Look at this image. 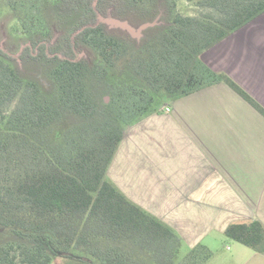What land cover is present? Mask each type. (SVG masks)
I'll use <instances>...</instances> for the list:
<instances>
[{"label": "trees", "instance_id": "trees-1", "mask_svg": "<svg viewBox=\"0 0 264 264\" xmlns=\"http://www.w3.org/2000/svg\"><path fill=\"white\" fill-rule=\"evenodd\" d=\"M179 1L203 12L184 16ZM160 3L166 25L140 43L101 21L109 13L152 18ZM47 6L80 14L62 42L48 39ZM4 7L30 42L17 58L0 48V233L14 240L0 246V264H206L208 248L180 256L179 236L130 201L107 170L127 127L216 84L264 118V107L201 59L263 14L264 0H0ZM16 60L53 63V91L25 80ZM70 115L78 122L55 142L52 129ZM224 235L264 255L259 221L231 224Z\"/></svg>", "mask_w": 264, "mask_h": 264}, {"label": "crops", "instance_id": "crops-1", "mask_svg": "<svg viewBox=\"0 0 264 264\" xmlns=\"http://www.w3.org/2000/svg\"><path fill=\"white\" fill-rule=\"evenodd\" d=\"M201 59L264 107V13ZM107 177L179 236L180 251L210 250L231 224L264 226V118L225 84L202 89L127 127ZM236 253L233 263L247 256Z\"/></svg>", "mask_w": 264, "mask_h": 264}, {"label": "rangeland", "instance_id": "rangeland-1", "mask_svg": "<svg viewBox=\"0 0 264 264\" xmlns=\"http://www.w3.org/2000/svg\"><path fill=\"white\" fill-rule=\"evenodd\" d=\"M177 11L184 16H195L203 12L193 3H188L186 1H179L177 3ZM46 13L48 14V28L50 33L48 39L51 43L62 42L63 39L71 33L80 15L79 13H59L57 9L50 6H47ZM101 20L110 31L125 34L131 37L136 43H140L144 39L154 35L159 29H162L167 23V16L165 7L160 3L158 12L152 18L138 19L134 16H130L118 19L109 13L105 19ZM15 22V16L9 9L5 7L0 9V48L9 53L12 57L17 58L23 48L29 45L30 41L17 29ZM90 55L91 53L88 50L83 49L80 56L88 58ZM10 64L25 80L37 82L42 87L44 93L50 94L53 91V84L48 76L49 69L54 66L53 63L47 64L33 61L20 62L16 60L10 62ZM98 95H100L101 98L107 97L102 94L101 91L98 92ZM165 106L166 105L162 106L159 111H162ZM77 122L78 118L71 115L67 116L60 124L52 129L53 140L55 142L59 141L62 134ZM11 241L14 242L10 233H0V246ZM212 244L213 247L210 248L212 257L207 264H242L244 260H248L247 264H252V262H249L250 257L248 256L256 253L245 246L229 240L224 234L215 242L213 241ZM227 247L229 248L228 250ZM237 249L244 250L247 256H242L237 260V263H233L231 259L237 256ZM185 254L186 253L183 251H180L179 255L184 256ZM257 257L261 260L264 259L260 254ZM58 261L59 259L54 260V262Z\"/></svg>", "mask_w": 264, "mask_h": 264}, {"label": "water", "instance_id": "water-1", "mask_svg": "<svg viewBox=\"0 0 264 264\" xmlns=\"http://www.w3.org/2000/svg\"><path fill=\"white\" fill-rule=\"evenodd\" d=\"M102 21V20H101Z\"/></svg>", "mask_w": 264, "mask_h": 264}]
</instances>
